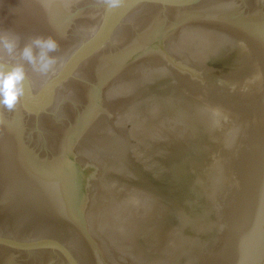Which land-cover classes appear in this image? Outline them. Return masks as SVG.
<instances>
[{"label":"water","instance_id":"95a60500","mask_svg":"<svg viewBox=\"0 0 264 264\" xmlns=\"http://www.w3.org/2000/svg\"><path fill=\"white\" fill-rule=\"evenodd\" d=\"M0 35V264H264V0H0Z\"/></svg>","mask_w":264,"mask_h":264},{"label":"clouds","instance_id":"9594fccd","mask_svg":"<svg viewBox=\"0 0 264 264\" xmlns=\"http://www.w3.org/2000/svg\"><path fill=\"white\" fill-rule=\"evenodd\" d=\"M112 5L118 3V0H110ZM33 45L39 49L34 53ZM15 39H9L0 35V49L6 50L12 54L15 50ZM57 44L51 38H36L31 44L25 45L20 56L33 66L35 71L46 73L55 63V58L48 55L49 52L55 51ZM26 73L23 64H15L10 71L0 69V106L13 110L19 103V97L23 95V81Z\"/></svg>","mask_w":264,"mask_h":264}]
</instances>
